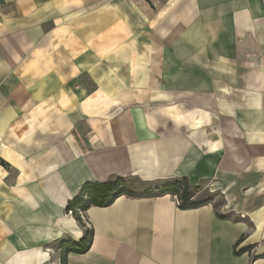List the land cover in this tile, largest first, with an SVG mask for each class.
Returning <instances> with one entry per match:
<instances>
[{
	"label": "crops",
	"instance_id": "1",
	"mask_svg": "<svg viewBox=\"0 0 264 264\" xmlns=\"http://www.w3.org/2000/svg\"><path fill=\"white\" fill-rule=\"evenodd\" d=\"M186 178L224 207L88 182ZM210 192H214L210 190ZM264 264V0H0V264Z\"/></svg>",
	"mask_w": 264,
	"mask_h": 264
},
{
	"label": "trees",
	"instance_id": "2",
	"mask_svg": "<svg viewBox=\"0 0 264 264\" xmlns=\"http://www.w3.org/2000/svg\"><path fill=\"white\" fill-rule=\"evenodd\" d=\"M125 181L126 178L124 177H115L102 183H85L81 189V193L68 201L65 210L75 211L76 209H80L84 212L90 205L105 206L108 205L114 197L120 194L130 195L131 191L122 186ZM149 183L156 185L155 190L159 191L160 194L169 193L173 196L175 195L179 200V205L183 208L196 207L204 203V201H195L193 199L194 194H196L195 192L198 189V185L189 184L186 178H175L172 180ZM149 191L150 189L146 190V193ZM146 193L144 195H146ZM74 217L81 225H83L78 213H75ZM91 238L92 231L87 229L84 236L76 241H60L58 249L60 251L61 258L69 252L84 253L89 247ZM61 263L64 264L63 261Z\"/></svg>",
	"mask_w": 264,
	"mask_h": 264
},
{
	"label": "rangeland",
	"instance_id": "3",
	"mask_svg": "<svg viewBox=\"0 0 264 264\" xmlns=\"http://www.w3.org/2000/svg\"><path fill=\"white\" fill-rule=\"evenodd\" d=\"M115 177H124L126 181L122 184L125 188H128L131 193L130 195H144L146 190L150 189L146 195L158 194L159 191L155 190L156 185L150 184L149 182H144L136 176H114ZM209 182H202L198 184V189L194 194L193 199L195 201H204L212 203L217 211H221L224 207V198L222 197L219 190L217 191V185L212 183V186L209 185ZM213 190L214 192H210ZM60 254V252H59ZM49 264H62L58 257L53 256L49 261Z\"/></svg>",
	"mask_w": 264,
	"mask_h": 264
},
{
	"label": "built area",
	"instance_id": "4",
	"mask_svg": "<svg viewBox=\"0 0 264 264\" xmlns=\"http://www.w3.org/2000/svg\"><path fill=\"white\" fill-rule=\"evenodd\" d=\"M174 198H175L176 202L179 204V200L177 199V197H176L175 195H174ZM66 213L69 214V215H73V216H74L75 213H78L79 216H80V218H81V221L83 220V213H84V212H82L80 209H76L75 211L68 210V211H66ZM82 223H83V222H82ZM83 225H85L86 230L89 229V225H88V224H84V223H83ZM58 250H59V249H58Z\"/></svg>",
	"mask_w": 264,
	"mask_h": 264
}]
</instances>
